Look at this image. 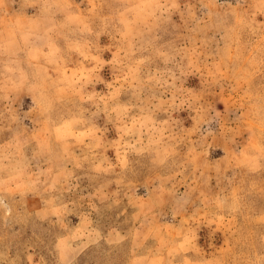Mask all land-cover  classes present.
<instances>
[{
  "label": "rangeland",
  "instance_id": "374dc122",
  "mask_svg": "<svg viewBox=\"0 0 264 264\" xmlns=\"http://www.w3.org/2000/svg\"><path fill=\"white\" fill-rule=\"evenodd\" d=\"M0 264H264V0H0Z\"/></svg>",
  "mask_w": 264,
  "mask_h": 264
}]
</instances>
